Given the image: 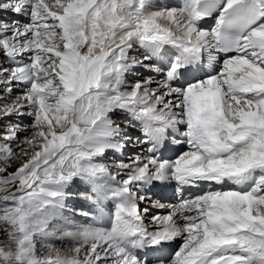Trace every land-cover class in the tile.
I'll list each match as a JSON object with an SVG mask.
<instances>
[{"label": "snow or ice", "instance_id": "obj_1", "mask_svg": "<svg viewBox=\"0 0 264 264\" xmlns=\"http://www.w3.org/2000/svg\"><path fill=\"white\" fill-rule=\"evenodd\" d=\"M0 99V264H264V0H0Z\"/></svg>", "mask_w": 264, "mask_h": 264}, {"label": "bare ground", "instance_id": "obj_2", "mask_svg": "<svg viewBox=\"0 0 264 264\" xmlns=\"http://www.w3.org/2000/svg\"><path fill=\"white\" fill-rule=\"evenodd\" d=\"M170 2H172V3H175L176 2V0H170ZM133 54H136L135 52L133 53ZM141 71H143V70H141ZM147 74V73H146ZM131 77V75H129V77H128V82H129V84H131L132 82H133V80L130 78ZM140 77V79H143L144 77H141V76H139ZM19 89H14L13 90V93H12V95L13 96H15V94H17V93H19ZM5 96H7V94L5 95ZM3 101H2V99H0V103H2ZM2 113H0V115H1ZM117 114H119V112H117V113H114L113 115H117ZM3 115V114H2ZM15 117H17V116H11V117H4V118H2V119H0V124H2V125H4L5 123H3V122H8V121H15L14 119H15ZM123 117H125V114H123V116L122 117H120V118H123ZM24 118H27V119H30V117H27V116H24ZM114 119V118H113ZM23 120V119H22ZM123 124V123H122ZM131 131V129L129 130V132ZM21 133V135H23L24 136V132H20ZM134 147V148H133ZM13 149H14V151L16 150V148H15V145L13 144ZM128 151V153H129V155L128 156H126V158L125 159H130L132 156H134L135 155V153L137 152V151H139V145H129L126 149H125V151L124 152H127ZM112 155H114V157H121V154H119V153H117V154H113V153H111ZM107 158H109V157H107ZM25 159V157H24V154L23 153H21V157H20V160H24ZM121 160V159H120ZM110 161V160H109ZM112 161V160H111ZM2 163V162H1ZM13 163V162H12ZM11 163V164H12ZM16 163H18V161L16 162ZM111 165V164H110ZM12 192H15V190L13 191L12 190ZM69 204L71 205L72 204V206H75V207H79V204H75V205H73V203L70 201L69 202ZM150 207V205H147V204H142L141 205V207L143 208V207ZM167 211H168V209H161V211H157V209L156 208H151L150 207V213H149V216H151V215H155V214H157V213H159V214H166L167 213ZM146 223H147V225L149 226V227H152V223H151V220L150 219H148V220H146ZM51 243L54 245V248L52 249V255H53V257H55V254H56V251L57 250H59V252L61 253V255H64V253H62V251H64V250H68V249H59L60 247L59 246H64V245H67V244H62L60 241H51Z\"/></svg>", "mask_w": 264, "mask_h": 264}, {"label": "rangeland", "instance_id": "obj_3", "mask_svg": "<svg viewBox=\"0 0 264 264\" xmlns=\"http://www.w3.org/2000/svg\"><path fill=\"white\" fill-rule=\"evenodd\" d=\"M142 73H143V71H141ZM145 75H147L146 73H143V75H131V79L133 80V82L135 81V80H140V77L139 76H141V77H144ZM132 82V83H133ZM19 93H17V94H15V96L16 95H18ZM6 95V94H5ZM15 96H13V97H15ZM123 114L124 113H121V112H119V114H117V117H115L114 119H115V121H116V123H119V124H121L122 126L124 125V121H125V117H123V119L122 120H120V117H122L123 116ZM0 116H2V114L0 115ZM114 117V116H113ZM23 119V120H22ZM15 121H8V122H3V123H5L4 125H2V124H0V133H3V132H5V131H7V129H8V127L10 126V124H20L21 126H26V125H28L29 123H30V121H31V118L30 119H27V118H24V117H15V119H14ZM123 123V124H122ZM25 135V134H24ZM23 135H21V133H20V140H21V142H22V140H23ZM3 141L2 140H0V143H2ZM14 145H15V142L13 143ZM134 148V147H133ZM127 153V154H126ZM123 154H126L125 155V157L126 156H128L129 155V153H128V151L127 152H124ZM123 154H121V156L123 155ZM110 156H112V157H114V155H112L111 153H109L106 157H105V159H108L107 157H110ZM20 157H21V153H19L18 154V158H16V159H14L11 163V165H10V167H8V172H14L15 170H16V168L17 167H19V165H20V163L22 162V160H20ZM114 158H117V157H114ZM121 158V157H120ZM105 159H104V161H105ZM118 160H120V159H113L112 158V161L110 160H107V161H105V163H107V164H111L110 166H114L115 165V163L118 161ZM122 160V159H121ZM130 159H123V161H125V162H128ZM18 161V163H16ZM0 166H3L2 165V163L0 162ZM0 175H7V173H4V174H0ZM14 191L15 190V188H12L11 189V191ZM69 206L71 207L72 206V204L70 205L69 204ZM60 248L59 249H68V250H64V251H62V253H64V254H68L69 252H70V248H69V246L68 245H64V246H59ZM42 251H44V249H41Z\"/></svg>", "mask_w": 264, "mask_h": 264}]
</instances>
